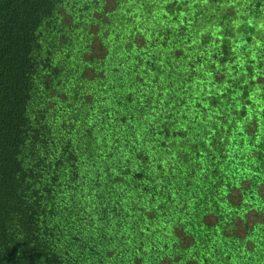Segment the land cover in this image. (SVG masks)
<instances>
[{
    "label": "trees",
    "instance_id": "1",
    "mask_svg": "<svg viewBox=\"0 0 264 264\" xmlns=\"http://www.w3.org/2000/svg\"><path fill=\"white\" fill-rule=\"evenodd\" d=\"M264 0H0V264H264Z\"/></svg>",
    "mask_w": 264,
    "mask_h": 264
},
{
    "label": "clouds",
    "instance_id": "2",
    "mask_svg": "<svg viewBox=\"0 0 264 264\" xmlns=\"http://www.w3.org/2000/svg\"><path fill=\"white\" fill-rule=\"evenodd\" d=\"M262 27H264V25H262Z\"/></svg>",
    "mask_w": 264,
    "mask_h": 264
}]
</instances>
